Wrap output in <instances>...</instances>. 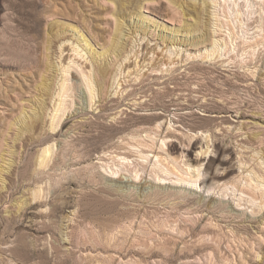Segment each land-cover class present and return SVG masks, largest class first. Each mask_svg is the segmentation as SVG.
I'll return each instance as SVG.
<instances>
[{
    "label": "rangeland",
    "instance_id": "374dc122",
    "mask_svg": "<svg viewBox=\"0 0 264 264\" xmlns=\"http://www.w3.org/2000/svg\"><path fill=\"white\" fill-rule=\"evenodd\" d=\"M98 1L0 0V264H10L9 259H14L18 264H55L51 253L48 254L50 261H45L41 258L43 255L38 256L37 252L23 249L9 251L12 248L11 242L18 236L35 237L39 250L43 243L47 244L44 249H48L54 240L62 244L50 222L57 225L63 222L64 226L70 223L67 231L74 235L73 239L77 242V246L74 243L68 245L73 252L71 264H264V0H215V12L218 21H221L218 23L225 31L223 38L226 48L222 55L223 58L226 57L224 62L228 64L190 59L172 69L166 68L169 57L165 53L167 48L178 53V58H175L177 61L184 60L188 55H198L209 48L201 44L206 37L207 15L202 13L198 18L196 14L202 7V1L176 0L178 4L172 6L178 13L174 16L167 12V0L144 1L141 9L139 7L142 0H124L128 9H123V0ZM118 19L125 21L122 34L115 31ZM115 39L116 50L122 45L126 47L124 54L120 57L116 56L119 53L116 52L115 56H103L102 53ZM47 40L51 41L48 54L55 63L62 60L70 62L68 58L72 52L68 48L74 45L84 55L81 61L84 65L92 61L95 66H107V63L115 60L108 68L116 71L127 55L130 59L126 64L133 66L136 59L134 53L137 51L140 53L136 63L141 60L142 64L145 57L149 59L145 64L149 62V65L142 71L143 75L139 76L141 79L135 80V74L127 76L125 73L119 76L120 88L125 90V95L109 104L101 100L98 102V98H95L93 109L88 107L85 85L70 76L68 84L71 87L72 83L76 88L68 92L67 104L72 110L77 107L78 117L71 118L56 136L46 131L45 124L46 129H43L40 137L31 139L28 135H23L16 140L22 110L27 116L32 115L33 109L47 98V85L40 84L44 81L38 77V68L28 66V62L41 57V46ZM58 40H66L62 47L66 50L61 59L57 58ZM255 43L259 44L262 53L249 61V48ZM37 47L39 52H36ZM143 47L144 50H141ZM17 56L22 63L18 64ZM174 56L175 54L172 58ZM73 57L74 55L71 59L78 60L77 56ZM155 65L163 69L162 72L152 73ZM41 66L44 67V62H41ZM246 68H255V76L249 75ZM52 70L46 74V78H52ZM154 73L159 74L154 76ZM98 105L104 106L102 111L99 108L95 110ZM122 107L126 110L123 111L124 114L119 112L122 115L118 116L129 119V131L136 136V140L130 143L135 145L138 141L150 145L151 148L145 151L150 156L158 154L161 165L159 168L173 171V174L166 175L160 170L153 173L154 170L149 165L150 158L147 159V164L143 163L145 161L127 145V139L123 142L118 138L108 137L82 146L84 150L81 157L66 156L65 163H60L57 167H52V161L49 166L40 170L35 166L39 151L47 144L52 145V158L56 161L59 158L60 161L58 148L67 128L88 120L109 125L112 123L111 117ZM148 117L151 121L144 124ZM161 118L175 122L174 126L180 124L178 120L187 125L174 128L179 133L176 134L179 140L172 142L173 147H169L167 141L162 145L159 136L152 138L153 142L145 137V133L140 134L143 128L155 126L156 121ZM189 124H194V127L188 126ZM99 129L103 131L104 128ZM198 132L203 133V137L194 138L196 145L188 152L185 151L183 159L179 158L181 151L186 149L185 144H188L186 136L193 137L191 135ZM207 144L210 146L209 153L200 167L199 181H177L178 178L188 179V175L183 173L184 161L194 158L198 148L203 146L205 149ZM108 152L114 155H131L130 159L135 162L133 166L111 163ZM75 162L79 166H71ZM205 162L207 163L204 164ZM243 162L244 165H241ZM92 164L99 165V171L105 176L110 174L109 171L119 169L127 175L131 173L130 178H134L135 171L139 170L142 181L130 186V190L133 189L131 197L112 192L91 175ZM126 167L129 171H126ZM76 168L77 174L72 177L70 171ZM208 172L216 176L202 183L204 177L209 175ZM62 173L68 175L61 185L50 188L49 183L53 184V178ZM156 173L167 178L169 183L177 184L166 185L164 189L155 183ZM129 184L131 183H116L124 187H129ZM36 187L42 188L39 204L32 208L30 205L25 206L24 203L30 201V190ZM125 190L129 191L128 188ZM154 190L174 193L180 191L178 195L185 194L187 197L185 202L183 198L143 197ZM198 199H201L200 205L211 204V210L197 208L198 203L190 205V201L196 202ZM21 204L25 207L24 216L15 219ZM220 204L227 206L226 210L231 213H222ZM239 213L243 215L237 217L236 214ZM47 215L49 218H45ZM66 216L73 221H66ZM214 232L221 236L218 243L215 242Z\"/></svg>",
    "mask_w": 264,
    "mask_h": 264
},
{
    "label": "bare ground",
    "instance_id": "6f19581e",
    "mask_svg": "<svg viewBox=\"0 0 264 264\" xmlns=\"http://www.w3.org/2000/svg\"><path fill=\"white\" fill-rule=\"evenodd\" d=\"M127 1V0H126ZM132 1V0H131ZM130 1V2H131ZM147 1V0H142L140 2V9L142 8L141 3ZM150 2L153 0H149ZM156 1V0H155ZM178 1V0H177ZM176 0H167L168 4L166 5L167 7V12L174 16L175 14L178 13V11L176 10L175 7H173L172 5H177L178 2ZM187 1V0H186ZM202 1V7H200V9H198V11L196 12V14L198 15V18L200 17V15H207V19H206V37L205 39L202 40L201 44H204L205 46H209V48H206L204 50V52L198 54V55H193V56H187L184 60H179L175 59L178 56V53L175 52L173 53L171 51L172 48H167L165 50V53L168 54L166 56L168 57V66L166 68H175V66L179 65V63H184L188 60H202L205 62H209V63H218L221 62L222 64H228L225 63V58H223L224 56L222 55V52L225 51L226 48V43H224V32L221 29V25L219 26L218 22V16L216 14V1L215 0H200ZM221 1V0H220ZM96 2H99L98 0H96ZM119 2V1H118ZM128 2V1H127ZM184 2V1H183ZM190 2V1H189ZM222 2H225L224 0ZM121 3V2H120ZM123 5V9H128V5L126 6V2H124V0L122 1ZM180 3V2H179ZM78 4V3H77ZM118 4V3H117ZM131 4V3H130ZM219 4V3H218ZM224 4V3H223ZM237 4V3H236ZM56 5V4H55ZM102 5V4H101ZM112 5V4H111ZM119 5V4H118ZM179 6V5H178ZM194 6V5H193ZM201 6V5H200ZM231 6V5H230ZM80 9V6H78ZM121 7V6H120ZM180 7V6H179ZM187 7V6H186ZM198 7V6H197ZM237 7V6H236ZM225 8V6L223 7ZM222 8V9H223ZM232 8V7H231ZM107 9V8H106ZM116 10H118L117 8H115ZM122 10V7L120 8ZM131 9V8H130ZM184 9V8H183ZM195 9V8H194ZM226 9V8H225ZM193 10V9H192ZM197 10V9H196ZM200 10V11H199ZM233 10V9H232ZM125 11V10H124ZM127 11V10H126ZM131 11V10H130ZM182 11V10H181ZM186 11V10H185ZM235 11V10H234ZM233 11V12H234ZM115 12V10H114ZM113 12V13H114ZM118 12V11H117ZM116 12V13H117ZM123 12V10H122ZM219 12V11H218ZM129 13V12H128ZM185 13V12H184ZM227 13V12H226ZM240 13V12H239ZM79 14V13H78ZM81 14V13H80ZM79 14V15H80ZM230 14V13H229ZM232 14V13H231ZM230 14V15H231ZM113 15V14H112ZM187 15V14H186ZM219 15V14H218ZM237 15V14H236ZM78 16V15H77ZM226 16V15H225ZM79 17V16H78ZM117 17V16H116ZM194 17V16H193ZM205 17V16H203ZM236 17V16H235ZM124 18V16L122 17ZM79 19V18H78ZM85 19V18H84ZM220 19V18H219ZM119 22H117L115 24V31L117 33H121L122 34V30H123V22L125 21H120V19H118ZM197 24V22H196ZM223 25V24H222ZM241 25V24H240ZM260 25V24H259ZM261 26V25H260ZM200 27V26H197ZM149 28V27H148ZM223 28V27H222ZM259 28V27H258ZM262 28V27H261ZM125 29V28H124ZM128 29V28H127ZM186 29V28H185ZM257 29V28H255ZM262 29H260L261 31ZM57 31V30H56ZM201 31V30H200ZM48 32V31H47ZM257 32V31H256ZM262 32V31H261ZM264 32V31H263ZM108 33V32H107ZM116 33V34H117ZM230 33V32H229ZM114 34V33H113ZM199 34V33H198ZM261 34V33H260ZM49 35V34H48ZM51 35V34H50ZM138 35V34H137ZM147 35V33H146ZM255 35V34H254ZM258 35V33H257ZM262 35V34H261ZM63 36V35H62ZM121 36V35H120ZM125 36V34H124ZM244 36V35H242ZM44 37V36H43ZM123 37V36H122ZM121 37V38H122ZM131 37V36H130ZM134 37V36H133ZM48 38V37H47ZM96 38V37H95ZM129 38V37H127ZM135 38V37H134ZM138 38V37H137ZM203 38V37H202ZM239 38V37H238ZM256 38V37H255ZM259 38V37H258ZM62 39V38H61ZM106 39V38H105ZM111 39V38H110ZM119 39V38H118ZM146 39V38H145ZM113 40V39H111ZM144 40V39H143ZM247 40V39H246ZM251 40V39H250ZM257 40V39H256ZM66 41V40H65ZM64 40H58L57 44L59 46V52H58V59H61L63 53L65 52L66 48H62L63 45L66 43ZM108 41V40H107ZM129 41V40H128ZM133 41V40H132ZM189 41V40H188ZM261 41V40H260ZM68 42V41H67ZM77 42V41H76ZM121 42V41H120ZM36 43V42H35ZM43 43V42H42ZM107 43V42H106ZM112 45H110V47L108 49H106L102 55L105 56L107 54L108 55H114L116 52H119L116 56H122L125 52L124 48L126 47H122L120 46V48H118V50H116L117 48L114 47V45L116 44V39L115 41L111 42ZM242 43V42H241ZM50 44L51 41H45L43 43V45L41 46V57H37L36 60L30 61L28 62V66L30 68H38V73L39 76L42 81L44 82H40V84L42 85H47L46 87V99L43 100L41 103H39V106L36 109H33V114L32 115H28L25 113V111L22 110L21 115L19 117V122H21L20 127L18 128V131L16 133V140H19L23 135H28L29 137H31V139L35 136H39L42 135L41 132L43 131V129L45 128V124H46V131H48L50 134L56 136L60 131H62L64 129V126L73 118H77V107H75L73 110L68 106L67 104V98L69 95V91H74L75 90V85H73L72 83L70 85H72L71 87L68 84L69 81V77L71 76V78H75L76 80L82 81V83L85 85V89H86V93L88 96V107L93 109V106L96 104L95 98H98V102H100V100L102 102H107V104L112 103V102H117L119 99H121L123 97V95H125L124 91L122 90V88H120V78L119 76H121L122 74L124 75L125 73L127 74V76H130L132 74H135L136 79H141L142 77L139 78V76L142 74V71L144 70V68L146 66L149 65V62H147L145 64V61L149 59H146L144 57L142 64H140V61L136 63V60L138 58V54L140 53L139 51L134 53V58L135 62L134 65L132 66L131 64H126L127 60L129 62V56H125V58L123 59L122 63H120V65H118L117 70L115 71L114 69H109L108 66H112L113 62L115 60H112L111 62L107 63V66H95L94 63L92 61H90V63L84 65V62H81L82 59L84 58V55H82L81 51H79V48H77V46L71 45L70 49L68 48V51L72 52V55H74V57L77 56L78 60L76 61L75 59H71V56L68 58L70 62L65 63L63 60L61 62H54L50 59L51 56H49L48 52L50 50ZM78 44V43H77ZM110 44V43H109ZM121 44V43H120ZM123 44V43H122ZM128 44V43H126ZM136 44V43H135ZM174 44V43H173ZM182 44V43H181ZM184 44V43H183ZM200 44V43H199ZM250 44V43H249ZM252 44V43H251ZM133 45V44H132ZM236 45V44H235ZM40 46V45H39ZM38 46V47H39ZM126 46V45H125ZM249 46V45H248ZM261 46V45H260ZM37 47V51L39 52V48ZM134 47V46H133ZM132 47V48H133ZM167 46H165L166 48ZM156 48V47H155ZM180 48V47H179ZM190 48V47H189ZM205 48V47H204ZM249 48V47H248ZM264 48V46L262 47ZM135 49V48H134ZM147 49V48H146ZM154 49V48H153ZM187 49V48H184ZM195 49V48H194ZM233 49V48H232ZM251 50V54L250 55V59H256L258 57V55H261L262 51L261 48L259 47V44L255 43L254 45L250 46L249 48ZM130 50V48H129ZM144 50V47L141 49ZM161 51V49H159ZM175 50V48H174ZM230 50V49H229ZM264 50V49H263ZM245 51V49H244ZM131 52V51H130ZM153 52V51H152ZM183 52V51H182ZM229 52V51H227ZM226 52V54H227ZM123 53V54H122ZM132 53V52H131ZM142 53V52H141ZM155 53V52H154ZM247 53V51L245 52ZM148 54V52L146 53V55ZM175 54V56L172 58V56ZM187 54V53H186ZM131 55V54H130ZM133 55V53H132ZM180 55V54H179ZM20 56V55H19ZM17 56V62L18 64L22 63L21 58ZM120 56V57H121ZM155 56V55H154ZM73 57V58H74ZM86 57V56H85ZM109 57V56H108ZM180 57V56H179ZM185 57V56H184ZM80 58V59H79ZM115 58V57H114ZM113 58V59H114ZM141 58V57H140ZM178 58V57H177ZM181 58V57H180ZM199 58V59H198ZM86 59V58H85ZM122 59V58H121ZM139 59V58H138ZM117 60V59H116ZM156 60V59H155ZM154 60V61H155ZM53 63H52V62ZM87 61V60H85ZM41 62H44V67L41 66ZM64 62V63H63ZM117 62V61H116ZM133 62V61H132ZM152 63V62H151ZM156 63V61H155ZM163 63V62H162ZM167 63L165 65H167ZM157 64V63H156ZM116 65V66H117ZM124 65V67H123ZM158 65V64H157ZM186 65V64H185ZM184 65V66H185ZM40 66V68H39ZM222 66V65H221ZM28 67V68H29ZM131 67H132V72H131ZM180 67V66H179ZM112 68V67H111ZM53 69V70H52ZM149 69V68H147ZM247 71L249 73V75H251L252 77L255 76L256 74V69H252V68H246ZM53 71L54 74L52 75V78H46V74L50 73V71ZM163 70V69H162ZM161 68L159 69V66H154L152 69V73L153 71L155 72H159L161 71ZM169 70V69H168ZM258 70V69H257ZM151 71V70H148ZM166 72V71H165ZM144 73V72H143ZM160 73V72H159ZM159 73H154L153 75H158ZM168 73V71H167ZM5 74V73H4ZM76 75V77H75ZM143 75V74H142ZM149 75V74H148ZM162 75V74H161ZM126 76V75H125ZM134 78V77H132ZM48 81H51L49 84H47ZM81 84V83H80ZM122 84V83H121ZM121 92V95H120ZM44 95V96H45ZM87 96L85 99H87ZM116 96V97H115ZM97 100V99H96ZM41 101V100H40ZM49 103L51 104V107H49ZM83 103V102H82ZM101 105V104H100ZM98 105V107H95V110L99 108V111H102L104 106H100ZM104 105V104H103ZM123 108V107H122ZM87 109V107H86ZM119 110V109H118ZM124 110H126V108L121 109L120 111L116 112L114 116L111 117L112 119V123L109 125H105L104 123H99L97 121H93V120H88L85 122H78L74 125H72L71 127L67 128L65 130V133L63 135V139L60 141L59 144V152H58V157H60V161L59 158L58 160H54L53 157V152H52V145H48L43 147L38 154V159L35 162V166L39 168H46L47 166H49V164L52 161V167H57L59 166L60 163H65L64 158H66V156L69 155H73L74 157L77 158L82 156V152L84 150V148H81L82 146H88L89 144H93L94 142L98 141L99 138H103V137H108L109 139H114V138H118L119 140H122L124 142L125 139H127V145L131 147V149L135 152V154H138L137 156L141 158V160H144L145 164H147V159L150 158V167L152 168L153 173L160 170L159 172H164L166 175H171L173 174V171H169L168 169H161L159 168V166H161L159 164L160 162V156H158V154H153L150 156V154L148 152L145 151V149H149L151 148L150 145H148L147 143H142V142H138L136 141V143H134L135 145L131 144L130 141H135L136 140V136L133 135V132H130V127H128V123H129V119H122L121 116L118 115H122L124 114ZM119 112H122V114H120ZM156 114V113H155ZM210 115V114H209ZM214 116V115H212ZM221 116V115H220ZM190 117V116H189ZM215 117V116H214ZM18 118V117H17ZM72 118V119H71ZM191 118V117H190ZM151 121V118H146V120L143 122L144 124H148ZM157 123L155 124V126L152 127H148L143 128V130L140 131V134L145 133V137H149V140H152V138H156V136H159V141H161L162 145H165L167 142V145H169V147H173L174 143L177 140H179V138L176 136V134H179L177 132V129H174L176 127H181V125H186L185 123H183L182 120H178V122L180 124H177V126H174V123H171V121H167L161 119H158V121H156ZM14 124V123H13ZM116 125H120V126H116ZM142 125V124H141ZM12 126V125H11ZM14 126V125H13ZM188 126L194 127V124H189ZM183 127V126H182ZM187 127V125H186ZM95 128V129H94ZM99 128H104L103 131H99ZM91 130H94L95 132H91ZM138 131V130H137ZM175 133H173V132ZM16 132V131H15ZM107 133V134H106ZM186 133V132H185ZM139 134V132L137 133ZM182 134V133H181ZM189 134V133H188ZM198 134V135H197ZM184 135V133L182 134ZM180 135V136H182ZM187 135V134H186ZM153 136V137H152ZM185 136V135H184ZM193 137H189L186 136L188 138V144L186 145V149H184L183 151H181L179 158L185 157V151L188 152V150H190V148L194 147V145H196V143L194 141H196V139L194 138H202L203 137V133H196V135H191ZM40 137V136H39ZM137 137H142V135H137ZM215 137V136H214ZM158 138V137H157ZM117 139V140H118ZM138 140V139H137ZM144 140V139H142ZM156 140V139H155ZM158 140V139H157ZM192 140L194 143H192ZM205 140V139H204ZM140 141V140H139ZM145 141V140H144ZM167 141V142H166ZM20 142V141H19ZM154 142V141H153ZM208 143V141H206ZM216 142V141H215ZM150 143V142H149ZM55 144V143H53ZM181 144H183V142L181 141ZM215 144V143H214ZM153 145V144H152ZM184 145V146H185ZM200 145V143H199ZM154 146V145H153ZM161 146V145H160ZM224 146V145H223ZM6 147V146H5ZM162 147V146H161ZM164 147V146H163ZM162 147V148H163ZM209 145H206V148L203 149V146H200L198 148V152L196 153V155L194 156V158H190V159H186L183 163V169L185 172H183L184 174L188 175V179H182V178H178L177 181L179 182H192V183H196L197 181H199V177H201V173H200V167L203 165V162L205 161V159L208 156V150H209ZM215 147V145H214ZM8 148V147H7ZM156 148V147H155ZM166 148V146H165ZM168 148V147H167ZM154 149V148H153ZM56 150V149H54ZM53 150V151H54ZM115 150V149H114ZM169 150V149H168ZM219 150V149H218ZM227 150V149H226ZM128 151V150H127ZM132 151V152H133ZM156 151V150H155ZM221 151V150H220ZM225 152V151H224ZM110 153V152H108ZM149 155H148V154ZM219 153V152H218ZM9 154V153H8ZM106 154V153H105ZM2 156V155H1ZM57 156V155H56ZM109 159L112 160L111 163H120L121 165H125V166H133V162L130 159L131 155H114L112 153H110L109 155ZM130 156V157H129ZM210 156V155H209ZM172 157V156H171ZM187 157V156H186ZM240 157V156H239ZM139 158V159H140ZM174 158V157H173ZM178 158V157H175ZM178 158V160H180ZM108 159V158H107ZM154 159V161H153ZM3 160V158H2ZM177 160V159H175ZM224 160V159H223ZM103 161V160H102ZM166 161V160H164ZM174 161V159H173ZM208 161V160H207ZM242 161V160H241ZM240 161V162H241ZM244 161V160H243ZM4 162V161H3ZM10 162V161H9ZM109 162V161H108ZM177 162V161H176ZM193 162L194 164L190 163ZM89 163V162H88ZM117 163V164H118ZM140 163V162H139ZM207 162H205L204 164H206ZM106 165H108L107 163H105ZM142 164V163H141ZM168 164V163H167ZM181 164V162H180ZM77 162L71 164V166H77ZM105 165V166H106ZM112 165V164H111ZM115 165V164H114ZM148 165V166H149ZM173 165V164H172ZM241 165H244V162L241 163ZM260 165V164H259ZM79 166V165H78ZM81 166V165H80ZM99 166V165H98ZM95 164L91 165L92 171H91V175L94 178H98L99 182L107 187L108 189H110L112 192L118 193V194H124L127 196H132L133 195V189L130 190V186L131 185H136L137 183H141L142 181V177H141V172L139 170L135 171V176L134 178H130L131 173L130 174H125L123 172H121V170L119 169H115L114 171H109L110 174L108 175H102L101 172L99 171V167ZM110 165H108L107 167H109ZM136 166V165H135ZM138 166V165H137ZM136 166V167H137ZM141 166V165H139ZM168 166V165H167ZM68 167V166H67ZM88 167V166H87ZM143 167V166H142ZM146 167V166H145ZM230 167V166H229ZM246 167V166H245ZM71 168V167H70ZM101 168V165H100ZM105 168V167H104ZM127 168V167H126ZM130 168V167H129ZM133 168V167H131ZM139 168V167H137ZM150 168V169H151ZM166 168V167H165ZM180 168V167H179ZM242 168V167H240ZM52 169V168H51ZM63 169V168H62ZM264 169V168H263ZM4 170V169H3ZM38 170V169H37ZM43 170V169H42ZM66 170V169H65ZM103 170V167H102ZM105 170V169H104ZM109 170V169H108ZM135 170V168H134ZM133 170V173H134ZM174 170V169H173ZM176 170V168H175ZM178 170V169H177ZM244 170V169H243ZM1 171V169H0ZM69 171V170H68ZM77 168L74 171H70L71 176L75 177L77 174ZM125 171V170H124ZM126 171H129L128 168L126 169ZM132 171V170H131ZM228 171V169H227ZM238 171V170H237ZM254 171V170H253ZM39 172V171H36ZM45 172V171H44ZM106 172V170H105ZM151 172V171H150ZM158 172V173H159ZM179 172V171H177ZM176 172V173H177ZM264 172V171H263ZM52 173V172H51ZM194 173V174H192ZM203 173V172H202ZM209 173V172H208ZM224 173V172H223ZM240 173V172H239ZM249 173V172H248ZM178 174V173H177ZM206 174V173H205ZM256 174V173H255ZM68 175V173H62L59 174L58 176H55L53 178V184L49 183V187L53 188V187H59L61 185V182L63 179H65V177ZM181 175V173H180ZM242 175H244L242 173ZM91 176V177H92ZM124 176V177H123ZM155 176V175H154ZM157 176V180L155 181V183L159 186H162L164 189H166V185L169 184H177L175 182L169 183V181H166L167 178H163L160 175H158L156 173ZM155 176V179H156ZM176 176V175H175ZM216 175L209 173L208 176L204 177V180L202 183H205L206 181L211 180L212 177H214ZM249 176V175H248ZM127 177V178H125ZM219 177V176H217ZM258 177V176H257ZM238 178H240L238 176ZM242 178V177H241ZM248 178V177H247ZM243 179V178H242ZM241 179V180H242ZM176 181V180H175ZM243 181V180H242ZM245 181V180H244ZM48 182V181H47ZM131 183L128 186L129 187H124V186H120V185H116V183ZM171 182V181H170ZM247 182V181H246ZM249 182V180H248ZM215 183V182H214ZM219 183V182H217ZM241 183V182H240ZM239 183V184H240ZM4 184V183H3ZM213 184V183H212ZM243 184V183H242ZM248 184H252V183H248ZM48 185V184H47ZM245 185V184H244ZM194 186V185H193ZM259 186V185H258ZM225 187V186H224ZM231 187V186H230ZM251 187L253 188V185H251ZM125 188L129 189V191H126ZM249 188V187H248ZM251 188V189H252ZM257 188V185H256ZM41 187H36L34 189L30 190V201L24 203L25 206L30 205V208H32L33 205H38L39 204V200H40V196L39 194L42 193L41 192ZM255 189V188H254ZM259 189V187H258ZM48 190V189H47ZM163 190V189H162ZM219 190V189H218ZM222 190V188L220 189ZM230 190V189H229ZM258 191V190H257ZM261 191V190H260ZM209 192V191H208ZM181 192L179 191L177 192H170V191H161L157 190V191H153V192H148L147 194L143 195V197L145 199L149 198H156V197H164V198H183V201L185 200V198L187 196H185V194L178 195ZM185 193V191H184ZM243 193V192H241ZM255 193V192H254ZM42 195V194H41ZM188 195V194H187ZM258 197V196H257ZM242 200V199H241ZM200 201L196 200V202L190 201V205L194 206L197 203L199 204L198 207H204L205 210H211L212 205L211 204H206V205H200ZM185 202V201H184ZM20 203H22V201H20ZM24 204L19 205L20 207L18 208V211L15 214V219H19L22 218L24 216V211H25V207ZM175 204V203H174ZM214 204V203H213ZM211 205V206H210ZM239 205V204H238ZM24 207V208H23ZM217 207V206H216ZM227 206H225L224 204H220L219 209L221 210L222 213H226ZM228 209V208H227ZM203 210V209H202ZM239 210V209H238ZM74 212V211H73ZM194 212V211H193ZM228 212V211H227ZM228 213H231V211H229ZM243 215V213H239L238 215L236 214L237 217H241ZM41 218V217H40ZM45 218H49V215H47ZM69 222H72V218L70 217H65ZM64 218V219H65ZM10 219V218H9ZM44 219V217L42 218ZM51 219V218H50ZM232 219V218H231ZM43 226H45V223H42ZM51 226L54 228V230L56 231L57 235L59 236V238L61 239L62 244H58L59 241L54 240L53 245L48 246V249H44L47 244L43 243L41 244V250H39V246H38V240L35 237L32 236H25L24 238L21 237H17L15 241L11 242V246L12 248L9 250L10 252H13L14 250L17 249H23V250H28L31 251L32 253H38V256H42L41 258L45 261H50V258L48 256L49 253H51V258L53 259L55 264H71L72 261V251L70 250L71 248H69L70 246L68 245H73L77 246V242L73 239L74 235H72L71 233H68L67 229H69L70 227V223H67L65 226L63 225V222L61 224H55V223H51ZM49 225V224H48ZM211 225V224H210ZM215 226V225H214ZM217 227V226H216ZM190 228V227H189ZM214 229V227H213ZM218 229V228H217ZM187 230H189L187 228ZM192 229H190L191 231ZM105 231V230H104ZM230 231V230H229ZM217 232V231H216ZM233 232V231H231ZM236 233V231H235ZM234 233V234H235ZM213 235V234H212ZM232 235V234H231ZM214 236H215V242L218 243V240L220 239V235L214 232ZM213 236V238H214ZM223 236V235H222ZM228 236V235H227ZM230 236V234H229ZM234 236V235H233ZM212 238V236H211ZM228 239V238H226ZM235 239V238H232ZM231 239V240H232ZM237 239V238H236ZM241 239V238H240ZM43 240V239H42ZM212 240V239H211ZM223 240V238H222ZM140 242L143 240H139ZM214 241V240H213ZM245 241V240H244ZM220 242V240H219ZM240 242V241H239ZM229 245V242H227ZM236 243V242H235ZM242 243V242H241ZM223 244V243H222ZM218 245V244H217ZM230 246V245H229ZM227 246V247H229ZM232 246V244H231ZM219 247V246H218ZM62 249V251H61ZM229 249V248H228ZM211 252V251H210ZM40 258V257H39ZM228 258V257H227ZM226 259V258H225ZM231 261V260H229ZM8 262L10 264H18L15 262L14 259H9ZM228 262V261H227ZM225 263V262H224ZM8 264V263H7ZM229 264V263H228ZM231 264V263H230Z\"/></svg>",
    "mask_w": 264,
    "mask_h": 264
}]
</instances>
